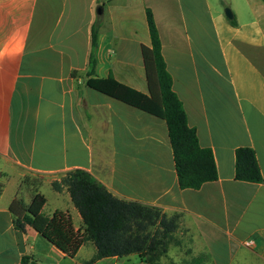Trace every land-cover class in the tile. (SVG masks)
I'll list each match as a JSON object with an SVG mask.
<instances>
[{"label": "crops", "instance_id": "0c3cea01", "mask_svg": "<svg viewBox=\"0 0 264 264\" xmlns=\"http://www.w3.org/2000/svg\"><path fill=\"white\" fill-rule=\"evenodd\" d=\"M227 4L233 19L217 0H0V162L9 174L0 197V264L93 258V244L70 257L31 225L19 229L10 208L22 178L39 176L43 212H67L82 230L68 191L52 188L77 169L123 200L178 214L196 257L232 264L245 247L264 263V0ZM148 8L188 124L215 157L218 179L198 189L179 184L166 120L87 85L92 26L101 15L94 77L150 95ZM242 147L256 152L261 182L236 179ZM21 197L31 203V195Z\"/></svg>", "mask_w": 264, "mask_h": 264}, {"label": "trees", "instance_id": "16d2710c", "mask_svg": "<svg viewBox=\"0 0 264 264\" xmlns=\"http://www.w3.org/2000/svg\"><path fill=\"white\" fill-rule=\"evenodd\" d=\"M147 20L152 47H143V56L150 95L126 86L112 76L94 77V50L97 47L101 15L92 26L87 85L111 98L166 120L179 184L183 189H198L203 184L218 179L215 157L210 148L201 146L196 130L188 124L183 103L173 90V78L163 57L160 33L149 8ZM34 179L30 175L23 178L19 197L10 206L16 226L24 229L26 224L31 225L70 257H75L83 245L93 244L96 254L83 264L132 255H138L141 260L154 264L177 227L178 215L170 217L158 207L123 200L89 172L77 169L66 173L60 181L52 183V188L57 192L66 189L78 209L82 217V230H77L69 213L56 211L50 216L43 212L47 199L40 192L42 180ZM236 179L254 183L263 180L256 152L252 148L242 147L237 150ZM24 189L32 194L28 206L20 198ZM2 192L3 185L0 184V197ZM24 263L27 264L26 261Z\"/></svg>", "mask_w": 264, "mask_h": 264}, {"label": "rangeland", "instance_id": "374dc122", "mask_svg": "<svg viewBox=\"0 0 264 264\" xmlns=\"http://www.w3.org/2000/svg\"><path fill=\"white\" fill-rule=\"evenodd\" d=\"M217 2H218L219 7L223 10L224 13L226 12L227 9L232 10L231 6L230 5L228 6L227 4L228 0H217ZM30 176L32 177V180L34 178L36 180L41 179L39 176H33V175H30ZM8 177H9V174L5 171H2L1 162H0V184L3 185V190H4L5 183L8 181ZM22 180H21V183H22ZM44 192L45 193L47 192L46 189ZM22 194L24 195L29 194V196L30 195L32 196L31 192L28 189L23 190V192L20 194V198H22L21 197ZM17 196L19 197V191H18ZM180 232H182V230L180 228V222L178 218L177 227L175 228V232L173 233L172 238L168 241L167 246L162 251V254H160L159 257L156 259L154 264H211V262L208 261L205 256L196 257L197 254L195 253L193 248L189 244L184 243V239L186 240V238H182V236L180 235ZM181 253L183 255H189V258H192V259H189L188 261L181 260V256H180ZM132 258L133 259H128V260L125 259L123 261H119V264H151V262H148L146 260H141V258H139L138 255H135ZM194 258H197V259L194 260ZM219 264H225V263L220 261ZM232 264H264V263L254 253H252L245 247H242V249L237 251L232 261Z\"/></svg>", "mask_w": 264, "mask_h": 264}, {"label": "water", "instance_id": "95a60500", "mask_svg": "<svg viewBox=\"0 0 264 264\" xmlns=\"http://www.w3.org/2000/svg\"><path fill=\"white\" fill-rule=\"evenodd\" d=\"M97 13L98 14H102L103 13V8L102 7L98 8ZM225 14H226V16L229 19H233V17H234L233 12L230 9H227L226 12H225Z\"/></svg>", "mask_w": 264, "mask_h": 264}]
</instances>
